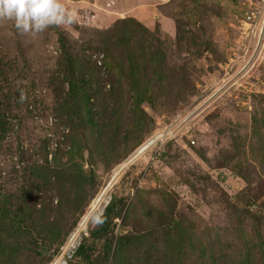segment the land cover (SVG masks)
Segmentation results:
<instances>
[{"label":"rangeland","instance_id":"1","mask_svg":"<svg viewBox=\"0 0 264 264\" xmlns=\"http://www.w3.org/2000/svg\"><path fill=\"white\" fill-rule=\"evenodd\" d=\"M61 2L71 25L0 18V264H51L86 217L70 264H264V0H167L149 26Z\"/></svg>","mask_w":264,"mask_h":264},{"label":"clouds","instance_id":"2","mask_svg":"<svg viewBox=\"0 0 264 264\" xmlns=\"http://www.w3.org/2000/svg\"><path fill=\"white\" fill-rule=\"evenodd\" d=\"M0 18L14 21L23 33H38L53 25L73 24L75 12L61 0H0ZM95 222L102 224L103 219Z\"/></svg>","mask_w":264,"mask_h":264},{"label":"built area","instance_id":"3","mask_svg":"<svg viewBox=\"0 0 264 264\" xmlns=\"http://www.w3.org/2000/svg\"><path fill=\"white\" fill-rule=\"evenodd\" d=\"M157 143H155V145ZM89 219L91 218L85 219L84 225H79L78 229L71 233L65 246L62 248L61 254L53 260L51 264H70V261L75 257L76 252L82 243L83 234H86V227Z\"/></svg>","mask_w":264,"mask_h":264},{"label":"bare ground","instance_id":"4","mask_svg":"<svg viewBox=\"0 0 264 264\" xmlns=\"http://www.w3.org/2000/svg\"><path fill=\"white\" fill-rule=\"evenodd\" d=\"M263 19H264V17H263ZM170 135H171V130L170 131H160V132H157L156 134L152 135L145 142H143L142 145H140L136 149V151L134 153V156L131 159V161L136 160L138 157H141L142 155H144L145 153H147L150 149H152L154 147L155 143H157V142H164ZM105 202H106V200H105V198H103V196H101V195L98 196V198H96V200L94 202V207L92 208V212L98 211L99 208L101 207L102 203H105ZM95 214H96V212H95ZM85 219H88V218L87 217L84 218L79 223V225H84Z\"/></svg>","mask_w":264,"mask_h":264},{"label":"crops","instance_id":"5","mask_svg":"<svg viewBox=\"0 0 264 264\" xmlns=\"http://www.w3.org/2000/svg\"><path fill=\"white\" fill-rule=\"evenodd\" d=\"M167 0H125L124 5L128 7V11L132 12L139 20L148 24L149 13L152 11L153 7L165 3ZM148 19V20H147Z\"/></svg>","mask_w":264,"mask_h":264},{"label":"trees","instance_id":"6","mask_svg":"<svg viewBox=\"0 0 264 264\" xmlns=\"http://www.w3.org/2000/svg\"><path fill=\"white\" fill-rule=\"evenodd\" d=\"M77 256H80L81 258H84V259H88V258H89L88 254L86 253V246H85V244L82 243V244L80 245L79 249H78L77 252H76L75 257L71 260V262H72V261H75V258H76ZM71 262H70V263H71Z\"/></svg>","mask_w":264,"mask_h":264}]
</instances>
